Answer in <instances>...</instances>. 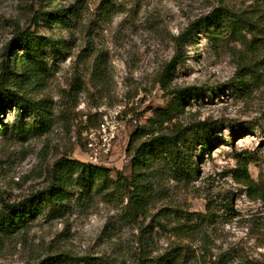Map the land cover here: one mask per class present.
<instances>
[{"label": "rangeland", "instance_id": "1", "mask_svg": "<svg viewBox=\"0 0 264 264\" xmlns=\"http://www.w3.org/2000/svg\"><path fill=\"white\" fill-rule=\"evenodd\" d=\"M258 3L263 0H0V71L17 28L65 40L60 48L38 51L43 77L29 91L46 105L47 121L36 111L8 108L1 114L10 125L0 131V213L59 185L61 163L68 159L130 180L134 132L149 127L155 111L169 105L168 89L198 86L185 110L164 125L184 124L201 135L198 140L192 134V168L188 161L183 172L163 165L154 179L158 196L144 219L151 238L147 251L151 257L183 251L185 264H211L223 253L229 264H264V202L251 199L234 178L244 156L252 160V177L264 178V75L238 89L239 55L250 43L229 36L215 41L211 23H202L220 5L239 13ZM65 9L70 25L39 13ZM183 33L190 36L168 88L162 79ZM102 121L111 129L105 149L94 132ZM102 185L100 176L86 186L70 183L63 203L39 207L14 235L0 234V264H33L60 252L76 261L139 264L140 225L125 215L130 196ZM196 221L199 232L190 237L183 223Z\"/></svg>", "mask_w": 264, "mask_h": 264}, {"label": "trees", "instance_id": "2", "mask_svg": "<svg viewBox=\"0 0 264 264\" xmlns=\"http://www.w3.org/2000/svg\"><path fill=\"white\" fill-rule=\"evenodd\" d=\"M40 3L46 0H32ZM41 15L49 17L48 21L54 23L58 19L71 24L68 19L67 9L55 12L40 11ZM75 14V13H74ZM36 15L38 13L36 12ZM52 18V19H51ZM211 23L210 33L215 41L224 40L227 36L240 38L245 43H250L251 47L246 54H240L241 60L238 62L237 87L245 90L249 86V79L253 84H257L264 75V0L261 6L259 3L252 9L237 12L226 5L216 7L202 22ZM196 29V26L194 27ZM14 37L6 44L4 49V59L0 71V122L3 127L1 130L8 129L10 123L1 119V114H5L8 108H14L18 112H35L43 116L47 121L46 114L48 109L41 100H35L29 91L34 86L40 84L43 77V68L40 65L38 51L43 47L60 48L65 42L64 39H53L50 36L39 35L30 27L26 29H16ZM248 34L252 35L248 39ZM190 36L183 33L177 39V52L172 61L166 67L167 74L162 79L165 87L171 86L173 75L172 66L180 63L183 59L181 46L183 40ZM253 49V50H251ZM22 50V53L20 52ZM80 84L77 90L80 88ZM74 88V87H73ZM202 88L198 86L173 87L168 89L172 94V99L166 108L158 109L154 117L149 119V127H139L131 137L130 150L134 151L133 169L131 179L122 177L118 179L111 177L112 170L104 166L84 165L78 160L62 161L58 178L60 184L46 191L44 196L38 198L25 199L19 204L14 205L9 210L0 213V234L14 235L23 230L30 215L37 212L39 207L53 204L66 199L69 184L81 183L83 186L91 184L97 176L103 178L102 190L109 191L111 194H122L127 192L130 196L125 209V215L133 223L139 224L141 229L142 246L144 251L141 254L139 264H185L183 251H168L166 254L151 257L147 249L151 246V238L148 237V226H144V219L147 218L149 207L153 200L157 199L158 191L155 189V178L164 172L162 166L165 165L170 170L176 172L184 171V163L192 159L188 153L191 152L195 134L200 140V131L193 133L190 126L173 123L171 127L164 128L166 122H171L177 113L185 110L191 99L195 98ZM161 128V130H159ZM149 135V136H148ZM193 140V141H192ZM252 160L250 157H242L234 172V178L246 187L251 199L264 202V178L255 180L249 169ZM77 169V178L75 170ZM189 171V170H188ZM2 198V197H1ZM165 218L168 213H160ZM140 217L143 220H140ZM199 220H204L205 215L199 214ZM28 220V221H27ZM199 221L194 225L183 223V229L188 236L198 233ZM72 255L66 252L55 253L38 263L33 264H105L99 258L73 259ZM211 264H229L225 253L221 254Z\"/></svg>", "mask_w": 264, "mask_h": 264}, {"label": "built area", "instance_id": "3", "mask_svg": "<svg viewBox=\"0 0 264 264\" xmlns=\"http://www.w3.org/2000/svg\"><path fill=\"white\" fill-rule=\"evenodd\" d=\"M110 126L108 125L107 122L102 121L101 123L98 124V126L96 127V130L94 131L95 133L98 132V134L100 135L101 139H100V146L101 148H106V146L108 145L109 141H110ZM96 139V138H95ZM95 139L91 138L88 142V145L90 148H96L97 144L95 143ZM95 158H97L98 153H94Z\"/></svg>", "mask_w": 264, "mask_h": 264}]
</instances>
